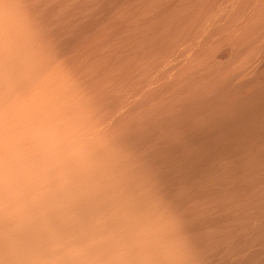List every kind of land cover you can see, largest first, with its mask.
Wrapping results in <instances>:
<instances>
[{"label":"bare ground","instance_id":"1","mask_svg":"<svg viewBox=\"0 0 264 264\" xmlns=\"http://www.w3.org/2000/svg\"><path fill=\"white\" fill-rule=\"evenodd\" d=\"M0 264H264V0H0Z\"/></svg>","mask_w":264,"mask_h":264}]
</instances>
